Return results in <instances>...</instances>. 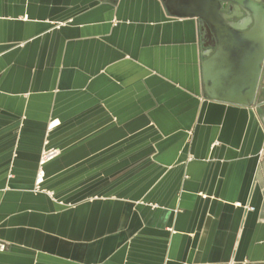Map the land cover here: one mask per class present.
<instances>
[{"label":"crops","instance_id":"crops-1","mask_svg":"<svg viewBox=\"0 0 264 264\" xmlns=\"http://www.w3.org/2000/svg\"><path fill=\"white\" fill-rule=\"evenodd\" d=\"M206 49L158 0H0V264H264V67L213 102Z\"/></svg>","mask_w":264,"mask_h":264},{"label":"water","instance_id":"water-1","mask_svg":"<svg viewBox=\"0 0 264 264\" xmlns=\"http://www.w3.org/2000/svg\"><path fill=\"white\" fill-rule=\"evenodd\" d=\"M174 19L203 25L211 47L200 62L203 93L213 102L238 107L257 104L264 67V3L261 0H158ZM230 3L247 15L238 22L221 14ZM242 17V13L235 14Z\"/></svg>","mask_w":264,"mask_h":264},{"label":"flooded vegetation","instance_id":"flooded-vegetation-1","mask_svg":"<svg viewBox=\"0 0 264 264\" xmlns=\"http://www.w3.org/2000/svg\"><path fill=\"white\" fill-rule=\"evenodd\" d=\"M261 2L264 3V0H261ZM220 11H221V14L230 17L229 21H232V22H238V21H240L241 18L247 17V15L243 9L236 10L234 5H232L230 3L225 4V6L223 3H221ZM237 13H242V17H240V18L236 17L235 14H237ZM201 27H202L203 36H204V42L206 43V47L209 48V47H211V44L213 43V39L207 37V34H206L205 30L203 29L202 24H201Z\"/></svg>","mask_w":264,"mask_h":264},{"label":"built area","instance_id":"built-area-1","mask_svg":"<svg viewBox=\"0 0 264 264\" xmlns=\"http://www.w3.org/2000/svg\"><path fill=\"white\" fill-rule=\"evenodd\" d=\"M51 156H52V153H47L46 155H44L43 161L41 162V164L43 165ZM42 180H43V171H40L38 176H37V180L35 182L36 187L39 186V184L42 182ZM5 249H6L5 243L0 241V252L5 251Z\"/></svg>","mask_w":264,"mask_h":264}]
</instances>
